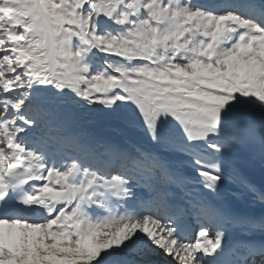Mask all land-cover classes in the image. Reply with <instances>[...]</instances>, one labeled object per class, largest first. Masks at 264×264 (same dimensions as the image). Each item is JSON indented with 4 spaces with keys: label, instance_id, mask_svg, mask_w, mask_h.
<instances>
[{
    "label": "snow or ice",
    "instance_id": "6c2138e0",
    "mask_svg": "<svg viewBox=\"0 0 264 264\" xmlns=\"http://www.w3.org/2000/svg\"><path fill=\"white\" fill-rule=\"evenodd\" d=\"M256 168L264 0H0V264H264Z\"/></svg>",
    "mask_w": 264,
    "mask_h": 264
},
{
    "label": "bare ground",
    "instance_id": "6f19581e",
    "mask_svg": "<svg viewBox=\"0 0 264 264\" xmlns=\"http://www.w3.org/2000/svg\"><path fill=\"white\" fill-rule=\"evenodd\" d=\"M250 179L255 182L257 185H260L263 182L264 174H262L259 170V168H256L255 170L251 171L249 173ZM235 234H233L232 238H235Z\"/></svg>",
    "mask_w": 264,
    "mask_h": 264
},
{
    "label": "rangeland",
    "instance_id": "374dc122",
    "mask_svg": "<svg viewBox=\"0 0 264 264\" xmlns=\"http://www.w3.org/2000/svg\"><path fill=\"white\" fill-rule=\"evenodd\" d=\"M195 235L191 236L190 238H187L185 240H183L185 243H194L195 241V238H194Z\"/></svg>",
    "mask_w": 264,
    "mask_h": 264
}]
</instances>
